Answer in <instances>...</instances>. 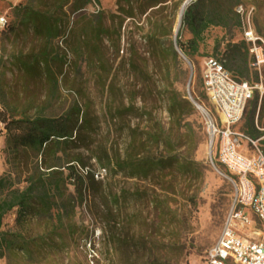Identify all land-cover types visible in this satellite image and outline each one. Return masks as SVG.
I'll list each match as a JSON object with an SVG mask.
<instances>
[{"label":"rangeland","instance_id":"374dc122","mask_svg":"<svg viewBox=\"0 0 264 264\" xmlns=\"http://www.w3.org/2000/svg\"><path fill=\"white\" fill-rule=\"evenodd\" d=\"M160 1L149 8L145 0H98L75 13L69 4L64 6L61 33L49 45V68L58 80L57 88L52 89L41 66L27 71L21 65L20 60L39 54L46 42L20 24L13 7L31 2L36 8H53L54 1L0 0V108L28 109L29 114L44 109L45 115L52 116L75 103L80 105L95 130L87 134L85 142L71 144L67 152L80 159L76 168L83 175L86 169L94 173L102 167L106 155H123L133 138L146 139L157 123L180 143L177 153L196 161L199 169V173L168 172L143 179L126 177L104 165L106 175L94 178L93 183L86 179L81 197L68 186L74 207L63 217L62 226L54 219L39 217L17 223L16 210L7 212L0 229L21 233L28 243L25 250H7L0 264H204L205 252L217 239L230 207V174L217 161L215 147L209 146L206 115L194 106L196 112L188 118L193 132L178 130L166 111V90L175 88L186 94L214 118L202 85L204 57L220 56L228 41H239L244 34L210 28L190 65L185 60L180 65L171 63L168 78L161 57L150 53L148 35L155 24H161L158 32L166 34L162 39L174 42L185 0ZM239 6L244 10L241 20L248 16L254 35L260 38L256 45L261 47L259 58L264 59V0H240ZM96 25L106 33L95 38ZM189 36L186 30L181 33L183 40ZM245 42L255 59L251 43ZM246 80L261 82L264 88V63L251 66ZM256 96L253 121L257 116L264 97L259 90L246 105L240 129L252 116ZM119 109L122 116H116ZM258 120H264V110ZM38 159L23 151L12 158L0 123V176L11 174L15 182L20 181L14 186L23 187L24 177ZM245 213L254 228L252 212L246 209Z\"/></svg>","mask_w":264,"mask_h":264},{"label":"trees","instance_id":"16d2710c","mask_svg":"<svg viewBox=\"0 0 264 264\" xmlns=\"http://www.w3.org/2000/svg\"><path fill=\"white\" fill-rule=\"evenodd\" d=\"M53 1V8L40 9L28 2L15 5L13 10L22 26L31 28L35 34L44 37L46 42L39 54L29 56L28 61L20 60L22 67L31 71L34 65L41 66L51 81L52 89H56L58 80L49 68V45L61 33L62 9L69 4L71 13H75L98 0ZM145 1L149 8L161 2L160 0ZM239 3L240 0H195L191 2L182 13L174 42L166 43L162 39L166 34L162 31L158 32L162 28L161 24L154 25V30L148 35L150 53L161 57L168 78L171 76V63L173 66L184 63L176 47L189 62L198 53L205 33L210 28L220 27L226 30L243 31L241 15L235 10ZM126 14L132 17V13L127 12ZM93 29L95 38L106 33L100 25H96ZM183 30L190 35L184 40L181 38ZM214 48V51L217 50V46ZM208 57L222 61L224 68L237 80L252 84L246 78L251 66H254L255 59L249 54V47L244 37L239 41H228L220 56L208 55L204 59ZM1 96L0 94V102L3 104ZM166 98V111L172 124L174 123L178 130L185 128L186 131L192 133L191 121L188 118L196 111L186 94L170 88L166 90ZM256 106L257 96L253 100L252 116L246 122V127L241 129L252 138H257L261 134L256 129L255 123L259 127L264 126V120L261 123L258 120L259 114L261 115L264 110V97L259 103L257 116L253 121ZM121 110H118L116 116H122ZM43 111L44 109L34 110L32 114H29L28 109L17 111L15 107L0 108V123L4 125L8 154L16 158L23 151L31 153L35 159L39 158L33 163L32 171L24 177L23 187L14 186L20 181L16 179L17 182H15L11 174L5 173L0 176V225L4 215L15 209L17 223H22L29 217H39L54 219L58 226H62L63 217L67 216L74 207V200L67 192L68 186H72L76 195L81 197L84 181L89 179L91 183L96 182L90 170L86 169L83 175L76 168L80 159L69 157L67 152L71 144L85 142L87 134L94 132V125L87 112L77 103L58 115H45ZM155 125L156 129L147 133L146 139L133 138L123 155L120 153L106 155L102 167L112 166L114 171L121 172L126 177L143 179L153 177L154 174L162 176L168 172H177L181 175L199 173L196 161L177 153L180 143L172 139L170 131H164L158 123ZM189 146L194 147V145ZM262 149L264 152V145ZM82 165L85 168L83 163ZM114 199L118 200V198ZM231 200L232 194L230 204ZM27 243L23 234L0 229V258L12 248L25 250Z\"/></svg>","mask_w":264,"mask_h":264},{"label":"built area","instance_id":"2783aa9c","mask_svg":"<svg viewBox=\"0 0 264 264\" xmlns=\"http://www.w3.org/2000/svg\"><path fill=\"white\" fill-rule=\"evenodd\" d=\"M235 10L240 15L244 12L241 6ZM242 27L245 40L251 43L250 52L255 55L253 65L264 63L258 56L261 47L256 45L260 38L254 35L248 16L242 21ZM201 78L206 97L215 111L214 118L206 116L209 142L215 147L217 161L230 174L233 188L228 213L217 239L205 252L204 264H264V126L255 123L261 132L257 138L234 129L254 91L264 94L263 84L237 80L222 61L213 57L203 60ZM242 141L253 148V156L239 152ZM105 175L103 167L93 173L96 180ZM246 209L255 218L254 228Z\"/></svg>","mask_w":264,"mask_h":264},{"label":"water","instance_id":"95a60500","mask_svg":"<svg viewBox=\"0 0 264 264\" xmlns=\"http://www.w3.org/2000/svg\"><path fill=\"white\" fill-rule=\"evenodd\" d=\"M184 5V4H183ZM182 5V6H183ZM183 11L184 10H182L180 13H179V19H178V24H177V26H176V29H175V36H176V34H177V31H178V29H179V26H180V23H181V17H182V13H183ZM176 50H177V52L180 54V56L188 63V65H190L189 64V62H188V60L185 58V56L177 49V47H176ZM191 75H192V69H191V67H190V74H189V79H188V83H189V81H190V78H191ZM188 93V92H187ZM189 95V94H188ZM189 99V101L197 108V109H199L200 111H202L206 116H207V113H206V111L204 110V108L200 105V104H198L195 100H193L192 98H188ZM209 146H210V148H211V144H210V142H209ZM214 169L220 174V175H222L223 177H226V175H224L223 173H221L217 168H215L214 167Z\"/></svg>","mask_w":264,"mask_h":264},{"label":"crops","instance_id":"0c3cea01","mask_svg":"<svg viewBox=\"0 0 264 264\" xmlns=\"http://www.w3.org/2000/svg\"><path fill=\"white\" fill-rule=\"evenodd\" d=\"M259 56V55H258ZM255 66V65H254ZM234 129L235 130H240L242 131L238 124L234 125ZM239 152L245 156H253L254 155V151L253 148L250 146V144L247 141H242L240 148H239Z\"/></svg>","mask_w":264,"mask_h":264},{"label":"bare ground","instance_id":"6f19581e","mask_svg":"<svg viewBox=\"0 0 264 264\" xmlns=\"http://www.w3.org/2000/svg\"><path fill=\"white\" fill-rule=\"evenodd\" d=\"M189 1H190V0H185V1H184V3H183L184 5L182 4L183 6H181L179 13H180L182 10L185 9V7H186L187 4L189 3Z\"/></svg>","mask_w":264,"mask_h":264}]
</instances>
